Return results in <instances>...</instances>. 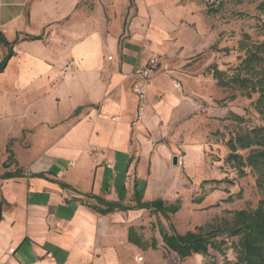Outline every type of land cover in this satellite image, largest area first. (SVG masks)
<instances>
[{
  "label": "crops",
  "instance_id": "obj_1",
  "mask_svg": "<svg viewBox=\"0 0 264 264\" xmlns=\"http://www.w3.org/2000/svg\"><path fill=\"white\" fill-rule=\"evenodd\" d=\"M124 1L0 0V32L9 43L18 39L0 74L7 100L0 123L16 124L7 139L32 153L30 165L12 161L6 169L4 162L0 172V264L138 263L129 228L147 209L101 215L92 206L105 208L95 198L130 208L151 202L147 194L160 187L145 177L179 171L171 166L173 150H153L151 140L191 105L157 68L138 118L132 86L141 55L119 39ZM106 7L118 16H106ZM8 50L0 46V63ZM8 173L18 177L5 179Z\"/></svg>",
  "mask_w": 264,
  "mask_h": 264
},
{
  "label": "rangeland",
  "instance_id": "obj_2",
  "mask_svg": "<svg viewBox=\"0 0 264 264\" xmlns=\"http://www.w3.org/2000/svg\"><path fill=\"white\" fill-rule=\"evenodd\" d=\"M262 2L264 0H242L241 3L235 0L123 2L121 44L130 40L137 47L141 55L137 67L145 65L150 58L156 59L161 74L181 89V94L191 105L183 119L164 130L165 135L159 140H151L153 150L162 145L173 150L178 165H173V157L171 166L179 171L162 177H145L150 182L159 183L160 187L159 192L147 194L145 201L159 198L167 204L180 202V211L169 215V221L160 213L138 212L130 226L134 229V236L142 242L140 247L135 245L137 264H236L237 256L232 247L237 238L226 240L222 253L211 250L206 257L180 260L167 250L159 230L161 225L169 230V222L181 234L209 224L219 226L223 220H231L235 211L256 209L263 198L257 186V173L245 168L246 176L240 178L225 164L229 154L227 143L231 138L247 129L264 127V114L256 107L258 94L249 99L239 90L221 88L209 71L215 66L227 76L233 75L245 56L246 45L264 42V14L257 9ZM117 10L106 7L105 14L114 19L118 16ZM17 42L15 39L11 44ZM0 46L5 45L0 43ZM137 67L132 86L134 94L139 81ZM150 81L151 78L149 84ZM6 102L0 95V112ZM14 125L7 129L5 123H0V172L4 162L19 161L25 166L32 163V153L26 151L28 146L7 139V132L17 133ZM190 146L193 148L187 152ZM143 147L142 144L136 146V157ZM238 153L247 156V151ZM186 155L185 161L183 157ZM148 164L150 172L151 162ZM212 180L226 181L217 184ZM17 193H21L19 187ZM154 240L156 248L152 247ZM140 257L142 262L138 260Z\"/></svg>",
  "mask_w": 264,
  "mask_h": 264
},
{
  "label": "trees",
  "instance_id": "obj_3",
  "mask_svg": "<svg viewBox=\"0 0 264 264\" xmlns=\"http://www.w3.org/2000/svg\"><path fill=\"white\" fill-rule=\"evenodd\" d=\"M239 3L242 0H235ZM258 11L264 14V2L257 7ZM249 39L248 36H246ZM40 37H29L25 40H39ZM0 43L8 49V55L0 63V74L7 66L9 59L14 55L13 45L9 43L0 32ZM245 56L240 65L234 69L231 76L217 67H210L217 85L221 88H231L241 91L245 97L251 99L254 94H258L256 107L259 113L264 114V42L258 44H247ZM235 96L231 99L233 100ZM229 154L225 164L238 173L240 178L246 176L245 168H250L258 174L257 186L263 198L259 201L256 209H245L233 212L231 220H223L221 225L209 224L206 227H198L194 231H187L184 234L177 232L171 222L169 230L160 226V235L167 250L181 260L194 256H209L211 250L219 253L224 252L223 245L230 238H237L232 249L236 253V264H264V127L247 129L243 133H238L227 143ZM239 151H247V156H242ZM11 153V152H10ZM11 155H13L11 153ZM5 168L9 164L5 163ZM18 177L17 174L8 173L5 179ZM226 180H212L214 183H223ZM99 204L105 208L92 206V209L101 215L113 213L116 210H142L160 213L169 221V215H175L180 211V202L167 204L158 199L151 202H139L135 208L124 207L119 204L106 203L100 198H95ZM2 205L0 202V222L2 221ZM129 242L140 247L142 242L134 236V229H129ZM152 247L156 248L155 240Z\"/></svg>",
  "mask_w": 264,
  "mask_h": 264
},
{
  "label": "built area",
  "instance_id": "obj_4",
  "mask_svg": "<svg viewBox=\"0 0 264 264\" xmlns=\"http://www.w3.org/2000/svg\"><path fill=\"white\" fill-rule=\"evenodd\" d=\"M159 62L156 59H150L145 65L137 67L138 83L135 85L134 91L138 98V116L143 119L145 110L144 103L147 99V86L151 78V73L158 68ZM15 249H10V253H14ZM140 262L143 258L138 259Z\"/></svg>",
  "mask_w": 264,
  "mask_h": 264
},
{
  "label": "water",
  "instance_id": "obj_5",
  "mask_svg": "<svg viewBox=\"0 0 264 264\" xmlns=\"http://www.w3.org/2000/svg\"><path fill=\"white\" fill-rule=\"evenodd\" d=\"M173 165H178V157L175 156L174 159H173Z\"/></svg>",
  "mask_w": 264,
  "mask_h": 264
}]
</instances>
